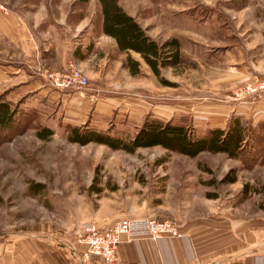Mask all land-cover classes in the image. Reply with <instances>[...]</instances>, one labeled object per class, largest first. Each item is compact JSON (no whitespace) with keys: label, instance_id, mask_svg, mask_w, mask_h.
<instances>
[{"label":"rangeland","instance_id":"1","mask_svg":"<svg viewBox=\"0 0 264 264\" xmlns=\"http://www.w3.org/2000/svg\"><path fill=\"white\" fill-rule=\"evenodd\" d=\"M0 2L1 11L26 7ZM118 2L158 42L175 38L181 60L161 66L157 76L134 50H121L115 41L96 47L98 0H67L65 8L51 2L47 18H57L58 36H49L44 26L39 30L49 36L41 38L48 47L31 63L32 81L16 84L4 75L0 83V100L13 109L10 122L0 127V237L36 226L75 235L87 221L163 216L178 226L229 225L235 218L261 228L264 240V119L228 111L232 100H248L235 98V87L255 78L253 73L264 76V0ZM80 17L88 23L74 36L66 22ZM51 37L57 49L50 48ZM2 44L9 43L0 36ZM128 54L139 61L137 73L126 64ZM69 63L89 77L83 96L79 89L50 84L47 72ZM234 116L247 128L236 157L210 151L189 156L160 145L129 152L68 138L72 125L126 138L147 118L159 117L202 135L211 127L227 128ZM43 126L52 133L39 138L35 132ZM230 169L235 181L222 180Z\"/></svg>","mask_w":264,"mask_h":264},{"label":"crops","instance_id":"2","mask_svg":"<svg viewBox=\"0 0 264 264\" xmlns=\"http://www.w3.org/2000/svg\"><path fill=\"white\" fill-rule=\"evenodd\" d=\"M7 1L9 0H5ZM16 1L18 4L21 1L26 7H7V11L0 10V36L9 43L7 47L3 44L0 47V83L6 75L10 82L29 84L32 80L28 77L32 76L35 68L31 64L34 57L42 59L47 51L48 45L44 42L42 44L41 38L43 40L44 37L58 36L55 28L58 20L56 17L53 20L47 18V7L54 2L52 5L57 8H65L67 0ZM87 23L83 17L72 25L66 22L72 28L74 36ZM42 26L48 30L49 36L44 31H39ZM81 35L86 36L84 33ZM114 41L116 42L113 36L102 30L101 17V32L96 39V47L103 48V43ZM54 45L55 39L49 41L50 48L53 46L57 49ZM20 74L27 79L19 80ZM252 75L257 77L258 74ZM259 77L264 78L263 75ZM232 101L229 112L243 113L255 121L264 119V97L257 102ZM261 230L251 225H243L242 221L234 218L229 225L221 221L202 224L186 222L178 226L179 235H161L156 239L126 240L123 236L118 247V260L110 264H264V240L259 239ZM74 234L38 226L21 232L6 233L0 237V264H104L96 258L83 262L80 254L87 247L80 239L83 227Z\"/></svg>","mask_w":264,"mask_h":264},{"label":"trees","instance_id":"3","mask_svg":"<svg viewBox=\"0 0 264 264\" xmlns=\"http://www.w3.org/2000/svg\"><path fill=\"white\" fill-rule=\"evenodd\" d=\"M98 1L102 12V30L115 38L119 49L140 53L157 76H160L161 66L176 64L181 60L180 46L175 38L160 43L146 33L118 0ZM126 64L132 73L139 71V61L130 54L127 55ZM162 81L167 83L164 79ZM12 115L13 109L10 108L9 102L0 100V127L6 126ZM246 129L238 116L232 117L227 128L211 127L202 135L192 134L184 124L174 122L172 119L147 118L132 136L126 138L78 125L70 126L68 138L80 144L96 141L129 152L138 147L160 145L189 156L210 151L225 152L230 157H236L244 149ZM35 133L39 138H45L52 133V130L43 126ZM233 171L234 169H230L222 180L234 181L236 175Z\"/></svg>","mask_w":264,"mask_h":264},{"label":"built area","instance_id":"4","mask_svg":"<svg viewBox=\"0 0 264 264\" xmlns=\"http://www.w3.org/2000/svg\"><path fill=\"white\" fill-rule=\"evenodd\" d=\"M0 2V9H3ZM50 84L55 88H76L83 96L82 88L89 85V77L75 64L60 71L47 72ZM235 98L258 100L264 96V78L255 77L234 88ZM83 234L80 236L87 247L80 254L83 262L92 258L104 264L114 263L118 260V247L125 236L126 240L138 238L156 239L161 235H179L178 225L170 218L158 216L119 217L113 221L99 225L94 221L83 224Z\"/></svg>","mask_w":264,"mask_h":264},{"label":"bare ground","instance_id":"5","mask_svg":"<svg viewBox=\"0 0 264 264\" xmlns=\"http://www.w3.org/2000/svg\"><path fill=\"white\" fill-rule=\"evenodd\" d=\"M81 256V255H80Z\"/></svg>","mask_w":264,"mask_h":264}]
</instances>
